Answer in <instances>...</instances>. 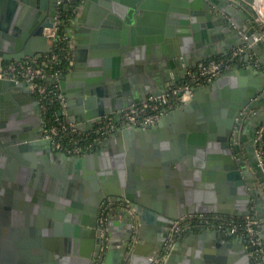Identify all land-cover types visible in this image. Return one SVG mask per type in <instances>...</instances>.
Segmentation results:
<instances>
[{
    "label": "water",
    "instance_id": "water-1",
    "mask_svg": "<svg viewBox=\"0 0 264 264\" xmlns=\"http://www.w3.org/2000/svg\"><path fill=\"white\" fill-rule=\"evenodd\" d=\"M257 1L85 0L73 27L76 61L59 78L67 106L74 104L73 90L101 96L98 108L60 110L84 132L133 105L125 99L135 93L133 65L139 71L152 59L165 68L177 55L189 61L196 40L207 41L198 20L221 21L238 33L236 45L249 47L246 65L197 86L157 124L121 127L81 155L58 150L45 136L32 81L0 78V264H96L101 214L110 201L127 199L130 206L111 211L103 264H151L175 220L188 213L261 216L256 131L264 125V26ZM58 2L48 10L47 0H0V58L50 52L44 29L54 25ZM259 229L264 240V224ZM260 259L243 236L200 226L175 243L165 264H264Z\"/></svg>",
    "mask_w": 264,
    "mask_h": 264
},
{
    "label": "built area",
    "instance_id": "built-area-1",
    "mask_svg": "<svg viewBox=\"0 0 264 264\" xmlns=\"http://www.w3.org/2000/svg\"><path fill=\"white\" fill-rule=\"evenodd\" d=\"M66 0H59L58 13L52 27H45L44 34L53 44L52 52L60 42H71V28L76 23L79 16L83 0H68L75 2L74 14L62 17L61 5ZM254 10L259 18L260 26H264V0H258L253 4ZM62 24H66L64 32H60ZM249 45L242 43L232 49L231 52L223 56L211 57L200 61L195 67L189 68L185 77L179 82L169 86L161 94H148L142 101L131 106L122 108L120 111L105 115L102 120L97 122L93 129L84 132L76 124L65 116H58L55 119L45 120V136L52 137L53 145L58 150L71 155H81L95 148L102 143L104 136H110L121 127L126 125H136L138 127H149L157 124L161 117L186 101L194 93L197 86L207 84L223 74L224 72L243 65L245 54ZM49 53V52H47ZM41 54L34 57L17 60H5L0 58V78H10L17 81H32L29 87L31 92L38 98L41 104L43 115L47 111L46 100L49 98L51 89L50 83L58 85L61 73L58 70L48 71L51 63L59 58V54L53 52L47 60L40 61ZM70 66L73 64V54L66 55ZM59 86V85H58ZM60 90V88H59ZM61 91V90H60ZM62 106L64 97L60 93ZM95 132L96 136L90 138L89 134ZM257 133L256 154L259 164L264 169V125L259 127ZM87 142L83 143V141ZM115 206L129 207V200L110 201L103 209L101 214V229L103 234V245L98 255L96 264H103L105 254L109 245L108 236V215ZM264 224L263 219L255 215L234 216L221 213H188L175 220L162 252L153 260L151 264H165L175 243L180 240L190 230L197 227L221 229L226 233L243 236L252 253L256 257L257 263L264 255V240L261 236L259 226Z\"/></svg>",
    "mask_w": 264,
    "mask_h": 264
},
{
    "label": "crops",
    "instance_id": "crops-1",
    "mask_svg": "<svg viewBox=\"0 0 264 264\" xmlns=\"http://www.w3.org/2000/svg\"><path fill=\"white\" fill-rule=\"evenodd\" d=\"M84 3H85V0H83L79 14L81 13L83 9ZM211 22L212 23L210 24L206 20H198L200 30L203 31V33L207 34V37H206L207 41L203 43L202 40L200 39L196 40L195 50L191 51L188 54L189 61L179 62L180 56L177 55L176 57L171 58V62L168 65H166L165 68L164 67L158 68L156 65L157 62L153 61L152 59L144 60L140 64L141 70L139 71H138L139 68L136 65H133L128 75L132 77V81L129 84H130L131 91L135 93L128 95V96L126 95L125 99H131L132 100L131 102H133V104L142 101L144 98H146L148 94L151 93L148 87L150 84H153V86H155L156 89L162 88V90L165 91L169 86L182 80L185 77L187 70L189 68L195 67L200 61H203L204 59L206 60L211 57L223 56L225 55L224 51H227L229 53L232 51V49L238 46L236 45V43L238 42L240 37L238 36L237 32L233 31V29L230 28V26L229 27L226 26L225 24L221 23V21L219 20H212ZM242 24L246 25L247 27L249 26V29L252 27L250 20L247 18L242 19ZM73 27L71 28L72 38L70 42V47H71V51L73 54V63H75L76 61L75 53H74V50H75L74 32L75 30ZM255 58L256 56L253 53H251L250 59L254 60ZM187 62L190 63V66L188 67H187V64H188ZM150 64L153 65V67H149ZM246 64L247 62L244 58V63L241 66H244ZM85 70H86V66L83 69L84 73H85ZM84 73L83 75H85ZM58 85H59V82H58ZM59 88H60V85H59ZM73 92H74L72 96V99L74 101L73 106H67V102L64 99V106L66 107L67 110L73 111V109L75 108H83L84 111L86 112L87 103H91V104L93 103L91 107L92 109H94V107L95 108L100 107L101 104L99 102V99L101 96L99 94L92 92L89 95L84 94L80 96L77 94V90H73ZM65 116L68 117L67 113H65ZM252 208L254 212L256 213L255 205H253ZM260 214L261 216L259 218L263 219L264 221V206ZM117 221L119 222L120 218H118ZM186 235H188V233L185 234L181 239H183ZM153 243L152 241H150L151 245L147 246L148 251H151L152 248H154ZM32 250H33V253L37 255L41 253L37 247L33 248ZM22 253L24 254V252ZM139 256H141L140 258L146 257V255L144 254H141ZM136 264H141V263L138 262Z\"/></svg>",
    "mask_w": 264,
    "mask_h": 264
},
{
    "label": "trees",
    "instance_id": "trees-1",
    "mask_svg": "<svg viewBox=\"0 0 264 264\" xmlns=\"http://www.w3.org/2000/svg\"><path fill=\"white\" fill-rule=\"evenodd\" d=\"M74 3L66 0L61 5L60 11L62 13L63 18L67 17L68 15L72 16L74 14V11H73L75 8ZM65 28H66V24H62V26L60 27V32H64ZM53 52L58 53L59 58L57 61L51 63V65H50L51 67L48 68V71L53 72L55 70H58L61 74L66 73L70 69V64H69V61L66 57V55L72 54L70 44H68L67 41L60 42L59 47L56 46L52 52L46 53L47 56H45V54H41L42 56L40 57V61L47 60L49 57H51ZM49 87L52 91L50 93L49 98L45 101L46 106H47V111L44 113L45 120L47 122H49V120H51V119H55L58 116L63 117L60 113V110L62 108V102H61V98L59 96L61 93V91L59 90V86L54 84V83H50ZM89 136H90V138H94L96 136V133L91 132L89 134ZM107 138H108L107 135L104 136L102 138V142L105 141ZM85 142H87V140L83 141V143H85ZM96 146H98V145H96ZM262 146L264 147V140L262 142Z\"/></svg>",
    "mask_w": 264,
    "mask_h": 264
},
{
    "label": "flooded vegetation",
    "instance_id": "flooded-vegetation-1",
    "mask_svg": "<svg viewBox=\"0 0 264 264\" xmlns=\"http://www.w3.org/2000/svg\"><path fill=\"white\" fill-rule=\"evenodd\" d=\"M52 3H53V0H47L48 10L50 9V5H51ZM248 112H250V111H248ZM248 112H247V113H248ZM37 117H38V116H35L36 119H37ZM247 133H249V130L247 131ZM249 150L252 151L251 147H250ZM111 211H112V210H111ZM111 211H110V213H109V215H108V219L110 218Z\"/></svg>",
    "mask_w": 264,
    "mask_h": 264
}]
</instances>
